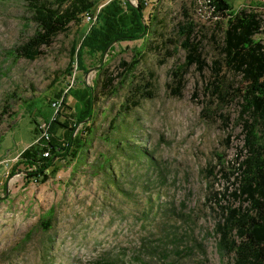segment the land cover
I'll list each match as a JSON object with an SVG mask.
<instances>
[{"label": "rangeland", "instance_id": "374dc122", "mask_svg": "<svg viewBox=\"0 0 264 264\" xmlns=\"http://www.w3.org/2000/svg\"><path fill=\"white\" fill-rule=\"evenodd\" d=\"M144 1V18L150 20L145 38L115 42L101 56L84 52L77 68L72 62L75 82L58 119L72 125L83 109L81 91L93 85V114L76 128L87 125L91 131L78 157L40 183L23 177V164L21 170L12 167L38 136L32 119L53 114L50 101L71 79L65 68L89 21L71 23L39 57L17 58L8 49L35 25L25 0H0V111L8 107L0 124V264H92L100 257L123 264H233L217 246L216 227L223 207L239 204L230 194L233 176L224 173L237 163V93L245 82L224 66L217 72L192 65L183 74L181 96L168 87L176 78L171 70L185 54L177 25L192 23L210 64L220 58L225 18L214 16L202 0ZM225 1L235 9L264 6V0ZM256 38L264 42V25ZM136 51L139 62L129 65ZM148 74L153 96L138 97L149 89ZM106 76L114 80L103 89ZM211 84L220 85L224 96L212 93ZM118 112L120 126L107 135ZM53 132L62 141L67 128L54 124ZM134 145L152 155L151 166L148 157L136 156Z\"/></svg>", "mask_w": 264, "mask_h": 264}, {"label": "trees", "instance_id": "16d2710c", "mask_svg": "<svg viewBox=\"0 0 264 264\" xmlns=\"http://www.w3.org/2000/svg\"><path fill=\"white\" fill-rule=\"evenodd\" d=\"M25 1L30 14L28 18L34 23L35 28L28 38L8 49V55L17 58L33 60L39 57L42 54V47L50 45L59 33L67 31L71 23L80 24L85 13L95 17L89 22L79 43L72 47L71 60L65 68L68 75L74 70L72 62L76 68L82 65L84 52L104 55L115 42L145 38L150 27V20L144 18L146 7L144 0H138L136 5L127 0H105L102 4L96 0ZM201 3H204L214 16L225 18L219 41L220 58L211 60L208 64L203 56L201 42L193 33L192 23H179L177 25V33L181 37L179 46L185 54L184 60L171 70L176 78L174 86L168 84L169 92L175 96L182 95L183 74L192 65L198 71L210 66L217 72L224 66L245 82L237 93L239 106L237 121L240 125V132L237 134L240 143L236 147L234 157L237 163L231 171L224 173L233 176L234 188L230 194L239 201V204L223 207L221 221L216 227L217 246L231 256L233 264H264V42L256 38L264 25V12H259L257 7L251 6L235 9L225 0H202ZM151 19L154 20L155 17ZM139 59L140 53L134 52L129 65L134 66ZM119 64L125 66L127 63L121 60ZM152 78L153 74H148L146 85L149 89L141 92L138 97L153 96ZM113 80L114 76H106L102 81V88H110ZM207 88H211V92L217 96H224L218 84H211ZM94 91L93 85L85 84L79 96L83 109L76 112L73 124L70 126L62 124L58 117L54 118L48 129L49 139L45 143L33 142L25 147L19 153L12 171L21 170L19 165L23 164L25 171L23 177L42 183L49 179L50 174H55L60 169L61 163L76 159L85 145L86 135L91 131L87 125L79 130L76 128L80 123L83 125L84 119L93 114ZM61 92H57L55 96H60ZM136 104L138 99L132 101L129 106L133 107ZM205 112L206 108L202 113ZM5 113H8L6 106L0 111V124ZM120 114L118 112L109 121L107 135L115 132L120 126L118 122ZM224 121L228 124V117H224ZM32 122L38 134V120L33 118ZM54 124L67 128L62 141L53 136ZM107 135L106 139L109 138ZM119 141L117 139L116 143ZM231 141L232 135L228 133L224 142L229 145ZM44 150H48V156L42 155ZM132 150L139 158L148 157L149 166L153 164L152 155L145 149L134 145ZM214 170V166L209 168L210 173ZM45 228L49 226L46 224ZM92 264L123 263L119 259L100 257Z\"/></svg>", "mask_w": 264, "mask_h": 264}, {"label": "built area", "instance_id": "2783aa9c", "mask_svg": "<svg viewBox=\"0 0 264 264\" xmlns=\"http://www.w3.org/2000/svg\"><path fill=\"white\" fill-rule=\"evenodd\" d=\"M259 11H263L264 12V6L258 8ZM84 18L86 19V21H93L94 20V16L90 13H85ZM71 79L69 81V83L67 84L66 88L62 90L61 95L58 97H55L54 99H52L50 101V107L53 109V114L50 115V117L47 118H41L40 120H38V128H39V133L37 138L35 139V142H40V143H45L46 140L49 139L50 134H49V125L50 122L54 119L57 118L59 115V111L62 107L63 101H64V97L65 94L67 93L68 89L71 88V86L73 85V83L75 82L74 76H75V70H73V73L70 75ZM42 155L48 156L49 152L48 150H44L42 152Z\"/></svg>", "mask_w": 264, "mask_h": 264}, {"label": "water", "instance_id": "95a60500", "mask_svg": "<svg viewBox=\"0 0 264 264\" xmlns=\"http://www.w3.org/2000/svg\"><path fill=\"white\" fill-rule=\"evenodd\" d=\"M127 1H129V0H127ZM130 2V1H129ZM131 3V2H130Z\"/></svg>", "mask_w": 264, "mask_h": 264}]
</instances>
